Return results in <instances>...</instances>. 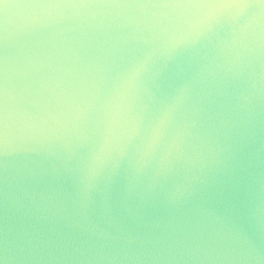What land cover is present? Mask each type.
I'll return each instance as SVG.
<instances>
[{"label": "clouds", "instance_id": "obj_1", "mask_svg": "<svg viewBox=\"0 0 264 264\" xmlns=\"http://www.w3.org/2000/svg\"><path fill=\"white\" fill-rule=\"evenodd\" d=\"M0 264H264V0H0Z\"/></svg>", "mask_w": 264, "mask_h": 264}]
</instances>
